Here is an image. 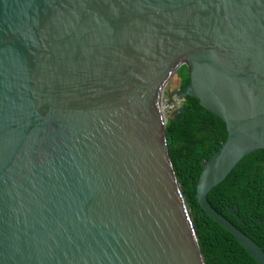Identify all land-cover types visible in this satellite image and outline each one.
Masks as SVG:
<instances>
[{"label": "water", "instance_id": "water-1", "mask_svg": "<svg viewBox=\"0 0 264 264\" xmlns=\"http://www.w3.org/2000/svg\"><path fill=\"white\" fill-rule=\"evenodd\" d=\"M181 64L167 102L227 131L200 214L264 264L207 200L264 148V0H0V264H205L157 114Z\"/></svg>", "mask_w": 264, "mask_h": 264}, {"label": "trees", "instance_id": "trees-1", "mask_svg": "<svg viewBox=\"0 0 264 264\" xmlns=\"http://www.w3.org/2000/svg\"><path fill=\"white\" fill-rule=\"evenodd\" d=\"M171 81L174 85L170 92L180 91L188 84L187 66L181 65ZM180 101V108L184 110L168 118L164 130L171 165L203 260L205 264H257L229 232L209 216L200 214L195 188L191 187L202 163L226 139L225 124L218 115L201 106L198 98L188 95ZM207 200L264 251V148L242 157L227 176L209 190ZM229 208L236 215L230 213Z\"/></svg>", "mask_w": 264, "mask_h": 264}, {"label": "rangeland", "instance_id": "rangeland-1", "mask_svg": "<svg viewBox=\"0 0 264 264\" xmlns=\"http://www.w3.org/2000/svg\"><path fill=\"white\" fill-rule=\"evenodd\" d=\"M172 77H173V75L170 77V79L168 81L169 83L167 82L166 85L164 86V88H163L164 90H162V92H161L162 99H160L161 112H162L163 117L166 118V120L168 118H170L171 116H173V113L178 108H180V106H181V104H180L181 101L175 95L173 96L172 100H170V102L165 106V103L168 100V95L170 93L169 89H170V87H172L174 85L173 81H171Z\"/></svg>", "mask_w": 264, "mask_h": 264}, {"label": "bare ground", "instance_id": "bare-ground-1", "mask_svg": "<svg viewBox=\"0 0 264 264\" xmlns=\"http://www.w3.org/2000/svg\"><path fill=\"white\" fill-rule=\"evenodd\" d=\"M164 84H165V81H162L158 85L159 89L162 90ZM161 90L156 91V95H157V93L159 94L161 92ZM157 114H158V116L160 118V125L162 126L164 124L166 118H164L163 115H162L160 104H159V109L157 108Z\"/></svg>", "mask_w": 264, "mask_h": 264}, {"label": "built area", "instance_id": "built-area-1", "mask_svg": "<svg viewBox=\"0 0 264 264\" xmlns=\"http://www.w3.org/2000/svg\"><path fill=\"white\" fill-rule=\"evenodd\" d=\"M171 100H172V99H171ZM169 102H170V101H169ZM169 102H166V103H165V106H166Z\"/></svg>", "mask_w": 264, "mask_h": 264}]
</instances>
